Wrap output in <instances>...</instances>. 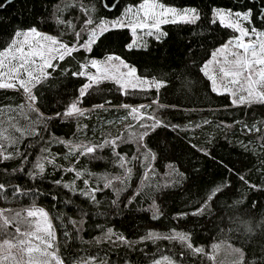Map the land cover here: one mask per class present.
Returning <instances> with one entry per match:
<instances>
[{"label": "snow or ice", "instance_id": "snow-or-ice-1", "mask_svg": "<svg viewBox=\"0 0 264 264\" xmlns=\"http://www.w3.org/2000/svg\"><path fill=\"white\" fill-rule=\"evenodd\" d=\"M13 4L14 0H0V12L7 13ZM97 4L101 10H105L104 14L98 12ZM76 11L80 12L79 17L68 19L65 15ZM202 15L207 19L209 29L215 25L231 31H226L227 38L217 41L211 50L200 44L199 50L204 54L198 58L197 49L191 44H185L184 55L188 57L185 69L203 80L210 93L228 98L229 103L223 105L224 111L233 106L264 105V0H244L243 3L234 2L231 6L213 0L211 7L206 10L192 4L177 6L170 0H129L122 7L121 0H90L87 4L83 0H70L69 3H63L62 0L61 4L54 6L50 14L51 20L46 17L41 20L49 26V31L41 30L39 23H26V17L18 22H15V17H8L7 20L0 17V35L3 36L0 39V89L17 90L23 94L22 102L15 107L11 104L0 106V114L6 116V120L0 121V161L19 158V167L0 172V202L16 205L0 206V264H112L110 260L92 255L87 259H77L60 250L53 218L49 211L35 203V198L45 193H41L34 185L45 178L46 166L51 165L54 170L74 174L70 181L53 179L52 184L71 193H78L91 206L99 208L102 202L97 198L98 195L111 189L107 206L113 216L126 219L139 212H150V223L158 221L163 213L159 210L156 199L151 198V186H147L149 190H145V181L157 174L154 164L169 161L165 165L168 169L164 174L166 182L156 185L157 189L185 187L201 179L203 174L202 169L193 166L191 161L185 167L181 158L175 154V146L170 147L167 139L169 129L177 133V137L181 132L184 134L190 149L195 150L193 156L199 153L238 176L239 181L248 188L264 191V184L249 183L242 174V168L237 169L235 164L229 168L223 157L217 160L213 150V137L209 136L203 144L199 140L193 143L188 137L190 128L200 129L202 125H210L212 121L208 119H202L200 123L189 121L184 125L173 124L158 115V110L166 106L157 99L148 103L124 102L114 106L111 100H104L92 105L91 109L80 106L83 98L99 91L105 82H110L119 96L125 99L149 92L158 95L166 88L167 76L142 73L137 62L130 57L140 51H150L151 42L162 43L168 38L170 33L165 31V25L196 26ZM21 16H24L23 9ZM52 23L57 26L56 34L51 32ZM65 81L78 87L74 89V99L63 104L61 101L66 100V95L61 89L66 88ZM53 101L56 102L55 107L52 106ZM171 107L174 108L175 105ZM93 109L123 111L125 115L115 123L130 120L131 123L123 125L127 135L125 136L124 131L116 135H105L102 132L98 143H74L51 133V128L58 121L79 119ZM209 111L211 113L212 110ZM21 118L27 122L25 126H21ZM104 123L112 126L114 121L106 120ZM242 123L244 130L257 133L256 139L264 142V128L257 127L256 123ZM87 127L77 124L78 131L86 130ZM230 127L232 125L225 124L224 121L217 125V129ZM26 138L31 142L22 151L21 144ZM235 143L245 152L249 151V145L239 140ZM33 144L47 145L40 147L34 161L30 160L28 151L33 148ZM54 144L63 145L67 149L63 153V159L72 157L73 165L64 167L56 163L60 152H50ZM128 145H134V151L120 150L121 146ZM258 146L264 151V143ZM106 147H110L114 163L122 169L121 174L97 177L86 169L74 166L75 161H79L81 157L98 159L96 153ZM136 166L144 169V175L133 191ZM261 168L264 169V161H261ZM12 180L31 181L33 186L27 183H10ZM77 180H82L83 188L76 185ZM93 180H102V187L98 182L93 186ZM234 188L232 176L225 178L221 174L219 182H211L200 202L191 205V211L181 209L175 213L172 219L179 223L166 232L145 226L144 234H138L137 239H129L118 228H105L101 224H95L94 227L101 234L93 237L89 243L99 245L107 241L113 247L122 245L126 250L136 251L137 245L151 242L157 245L159 255L158 258H151L150 264H187L192 257L200 260L201 264L205 261L207 264H216L215 253L220 244L198 243L194 230L187 228V225L190 218L211 215L213 205L220 197L231 199L238 196L240 198L233 200V205L242 204L243 194L234 191ZM141 197L146 201L150 199L147 208L135 207L140 203ZM21 198H31L33 202L28 207H23L20 206ZM51 198L58 200V195H52ZM63 203L67 206L73 202L65 200ZM79 211V219H72L63 213L55 217L64 225L63 235L67 239L83 240L79 234L84 231V217L89 214L83 208ZM96 215L107 216L108 213L97 211ZM109 223L115 224V221ZM160 241H168L174 247L178 244L179 249L173 250L170 255L163 254L158 245ZM236 243L238 241L228 245L234 257L232 264H264V254L257 258L255 253L246 250L250 244L246 246L239 242V246H236ZM140 251L144 252V249ZM144 255L147 257V252ZM117 264L133 262L129 258H122Z\"/></svg>", "mask_w": 264, "mask_h": 264}, {"label": "trees", "instance_id": "trees-1", "mask_svg": "<svg viewBox=\"0 0 264 264\" xmlns=\"http://www.w3.org/2000/svg\"><path fill=\"white\" fill-rule=\"evenodd\" d=\"M69 2L70 0H63V3ZM83 2L87 4L90 0H83ZM91 2H95V0H91ZM127 2L129 0H121V7ZM170 2L175 3L177 6L192 4L206 10L211 7L213 0H170ZM216 2L231 6L234 2L243 3L244 0H216ZM61 3L62 0H14L13 6L8 9L7 13L0 12V17H4L6 20L8 17H15V22L26 17V23H39L41 30L49 31V26L42 23L41 20L45 17L51 20L50 14L54 10V6ZM21 9L24 10L23 17L21 16ZM97 10L100 14H104L105 10H101L99 4H97ZM65 15H67L68 19H72L73 16L79 17L80 12L76 11L70 15L67 13ZM164 28L165 31L170 33L168 38L162 43L151 42L150 51H140L135 56H131L130 59L137 62V66L142 73L152 72L154 75H166L168 82L165 89H162L158 95L154 92H149L146 95L139 94L125 99L119 96L115 87L110 82H105L100 86L99 91L93 92L91 96L83 98L80 106L91 109L92 105L100 104L104 100H111L114 106L124 102L129 104L148 103L152 99H157L160 104L166 106L164 109L158 110V115L173 124L184 125L189 121L200 123L202 119H208L212 121L210 125H202L200 129L190 128L188 130V137L192 139V142L196 143L199 140L203 144L209 136L213 137V150L216 153L217 160L223 157L225 164H228L229 168L232 167V164H235L237 169L242 168V174L246 176L250 184H264V169L261 168V161H264V151L258 146L264 142L256 139L257 133H249L244 130L242 123H256L257 127L264 128V105L233 106L228 111H224L223 105L229 103L228 98L210 93L209 90H206L203 80H199L194 74L185 69V63L188 61V57L184 55L185 44H191L194 49H197L198 58L204 54L203 51L199 50L200 44L211 50V47L217 41L226 39V31L230 32L231 30H225L215 25L209 29L207 19L203 15L201 21L196 26L172 24L165 25ZM56 31L57 26L52 23V34H56ZM0 39H3L2 35H0ZM65 83L67 85L66 88L61 89V92L66 95V100L61 101L63 104L71 102L74 99L73 92L78 87V85L74 86L73 83L68 81H65ZM109 88H111V93H109ZM22 99V92L12 89H0V106L11 104L15 107V105L22 102ZM172 105H175V107H171ZM52 106H56L55 101L52 102ZM105 107L108 106L105 105ZM209 110H212L211 113ZM47 114L50 115L51 113ZM123 114L125 115L123 111L93 109L79 119L73 118L67 122L58 121L55 127L51 128V133L55 136L72 140L74 143H80L83 142L84 134L88 136L95 134L98 136L100 130L106 126L104 123L106 119ZM32 118L34 119L35 117L33 116ZM4 120H6V116L0 114V121ZM221 121L232 125V127L217 129V125ZM26 123L21 118V126H25ZM77 124L81 126L87 125L88 127L86 130L78 131ZM168 131L170 133L167 137L170 142L169 146H175V154L181 158L185 167L191 161L193 166L202 169L203 174L201 179L185 187L157 189L156 185H163L166 182L167 178L164 174L168 169H166L165 165L169 161L164 160L159 164H154L157 174L150 176L145 181V190H149L147 186H151V198L156 199L159 210L163 213V216L158 221L150 223V212L147 214L139 212L134 216H128L126 219L113 216L107 206V200L111 198V189H106L105 194L98 195L97 198L102 202L99 208L91 206L78 193H71L60 186L52 184L53 179L70 181L74 178V174L63 173L60 169L54 170L51 165L46 166L45 178L34 185L45 195L36 197L35 203L45 207L49 211L57 228L59 248L65 255L71 254L77 259H87L89 255H92L103 260H110L112 264H117L122 258H129L133 264H150L151 258H158L157 245L145 242L137 245L136 251H132L126 250L122 245L113 247L107 241H103L99 245L89 243L93 237L101 234L100 230L96 229L94 225L101 224L105 228L109 226L118 228L129 239H137L138 234H144L146 230L145 226L157 231L166 232L170 227H174L179 223L172 219L175 213L181 209L191 211V205L200 202L201 196L211 186V182L214 180L219 182L221 174L225 178L232 176L235 183L233 190L243 194V203L233 205V200L240 198L238 196H233L231 199L220 197L216 201V204L213 205L211 215L206 214L203 217L190 218L187 228L194 230L198 243L210 245L216 242L229 245L234 241H238L236 246H239V242H243L246 246L250 244L251 246L246 247V250L250 253H255L257 258L261 254H264V227H262L264 226V191L248 188L239 181L238 176L214 163L211 159H205L199 153L193 156L195 150L190 149L184 134L181 132L179 137H177V133L171 132V129ZM45 139H47V135ZM237 140L249 145V151L245 152L239 144H236L235 141ZM228 141H232V143ZM30 142L26 138L21 144V150L23 151ZM46 146H36L33 144V148L28 150L30 160L34 161L39 154L40 147ZM252 149H255V151H252ZM120 150L122 152L134 151V145L121 146ZM66 151L67 149L59 144H54L50 148L52 154L60 152L56 163L69 167L73 163L63 159V153ZM96 156L98 159L81 157L79 161H75L74 166L77 169H86L97 177L104 175L110 177L121 174L122 169L114 163L110 147L99 150ZM229 161L232 163H229ZM15 167H19V158L0 161V172L4 169L10 171ZM143 175L144 169L136 166L133 174V180L135 181L132 184L133 191L141 183ZM97 182L102 187V180H93L92 185L95 186ZM10 183H27L29 186H33L31 181L26 180H12ZM76 185L80 188L84 187L82 180H77ZM128 194H131V192ZM52 195H58V200H53L51 198ZM121 195L122 197L124 196L123 193ZM65 200H71L73 203L66 206L63 203ZM32 202L31 198H21L20 206L25 207L31 205ZM148 203H150V199L146 201L144 197H141L140 203L136 204L135 207L139 208L143 206L147 208ZM0 205L8 206L3 202H0ZM81 208L89 214L87 217H84L86 220L85 228L79 234L83 237V240L78 238L67 239L63 235L64 225L60 223V220L55 219V217L63 213L72 219H79V209ZM97 211L107 212L108 215H96ZM109 221H115V224L109 223ZM158 245L163 254L170 255L173 250L179 249L178 244L174 247L168 241H160ZM140 249H144V252H147V257ZM193 262L201 264V261L196 257H192L187 261V264H193ZM204 264H207V262L205 261Z\"/></svg>", "mask_w": 264, "mask_h": 264}, {"label": "rangeland", "instance_id": "rangeland-1", "mask_svg": "<svg viewBox=\"0 0 264 264\" xmlns=\"http://www.w3.org/2000/svg\"><path fill=\"white\" fill-rule=\"evenodd\" d=\"M76 22L78 23L79 21H76ZM121 116H124V114L120 115L118 117H111L109 119H106V120L114 121V124L112 126H109V125L105 124L106 125L105 126L106 129H104L105 127L103 129H101L100 132L98 133V136H96L95 134L89 135V136L87 134H84L83 135L84 139H82V141L83 142L87 141V142H91V143H98L100 141V139H101V133L102 132L105 135H107L109 133H111L113 135H116V134H119L121 131H124L125 136H126L127 135V130L124 129L123 125L125 123H131V121L129 120V121H121L120 123H115V121H117L119 119V117H121ZM67 161L73 163L72 157H69V159ZM36 205L39 206V207H43V206L38 205V204H36ZM8 206H12V205H8ZM28 206H25V207H28ZM53 224H54V222H53ZM219 244H220V247H219L218 251L215 253L216 264H232V261H233L234 257H233V255L231 253L230 248L228 247V245L226 243H219ZM58 247H59V245H58Z\"/></svg>", "mask_w": 264, "mask_h": 264}]
</instances>
